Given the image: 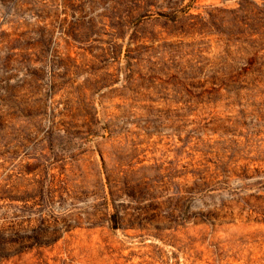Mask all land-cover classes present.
Returning <instances> with one entry per match:
<instances>
[{"label":"rangeland","instance_id":"obj_1","mask_svg":"<svg viewBox=\"0 0 264 264\" xmlns=\"http://www.w3.org/2000/svg\"><path fill=\"white\" fill-rule=\"evenodd\" d=\"M0 264H264V0H0Z\"/></svg>","mask_w":264,"mask_h":264},{"label":"trees","instance_id":"obj_2","mask_svg":"<svg viewBox=\"0 0 264 264\" xmlns=\"http://www.w3.org/2000/svg\"><path fill=\"white\" fill-rule=\"evenodd\" d=\"M17 240V239H16ZM27 246V245H26Z\"/></svg>","mask_w":264,"mask_h":264}]
</instances>
